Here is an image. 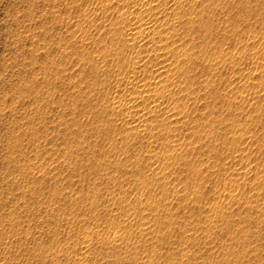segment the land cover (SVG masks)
I'll return each mask as SVG.
<instances>
[{"label": "rangeland", "instance_id": "1", "mask_svg": "<svg viewBox=\"0 0 264 264\" xmlns=\"http://www.w3.org/2000/svg\"><path fill=\"white\" fill-rule=\"evenodd\" d=\"M175 1L0 0V264H264V0Z\"/></svg>", "mask_w": 264, "mask_h": 264}, {"label": "bare ground", "instance_id": "2", "mask_svg": "<svg viewBox=\"0 0 264 264\" xmlns=\"http://www.w3.org/2000/svg\"><path fill=\"white\" fill-rule=\"evenodd\" d=\"M140 1H142V0H140ZM143 2H140L139 4H142ZM146 3H149L148 5H149V7H150V2H144V4L146 5ZM179 3V1L177 0V1H175V4H174V6H176V8L177 7H180L181 5V3L180 4H178ZM178 4V5H177ZM137 5V4H136ZM141 6V5H140ZM138 7V9H141V7H143V4H142V6L141 7ZM158 7H159V5H158ZM146 8V7H145ZM148 8V7H147ZM161 11V10H160ZM120 15V14H119ZM122 16V15H121ZM175 16V15H174ZM148 19H149V17H147ZM178 19V18H177ZM153 22H154V20H153ZM153 22L150 20V21H148L147 19H141V20H139L137 23H134L132 26L130 25V28H128L129 29V34H131L132 36H135L136 34H138L137 36V38H138V40H140L139 42H144V41H146L147 40V38H149L148 36H149V33L151 32V30H152V27H153ZM154 25L156 26V23L154 22ZM199 25V24H198ZM154 28V27H153ZM195 29V28H194ZM199 29V28H198ZM166 46V45H165ZM169 47V46H168ZM162 49V48H161ZM164 50V53L166 52H168V49H167V51H166V48H163ZM169 51H171V50H169ZM176 51V50H175ZM168 54H169V52H168ZM167 54V55H168ZM175 54V53H174ZM159 54L157 53V55L156 56H158ZM166 55V54H165ZM135 59H138V57H134V60ZM140 62H142V60L141 59H138V61L137 62H134L133 63V66H134V68H136L137 67V65H140ZM164 65V64H163ZM167 66V65H166ZM166 66H161V67H159L158 66V68L157 69H155V74H157V75H160V74H162L163 72H165L166 71V69H167V67ZM129 83H131L132 84V89L134 88H141L142 89V91H147V89H149L150 88V86H151V83H142V84H140V85H138V87H136V84H133L132 83V81H129ZM134 99H132L131 101H130V103H132V105H133V108H135L137 105H138V103L136 102V101H133ZM137 123H138V125H142V122H143V120L142 119H140V118H138V119H134Z\"/></svg>", "mask_w": 264, "mask_h": 264}]
</instances>
